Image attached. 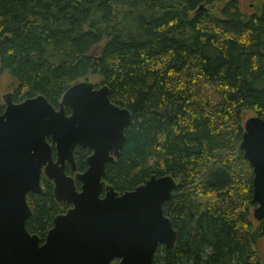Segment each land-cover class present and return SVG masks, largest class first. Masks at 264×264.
<instances>
[{
    "label": "trees",
    "instance_id": "16d2710c",
    "mask_svg": "<svg viewBox=\"0 0 264 264\" xmlns=\"http://www.w3.org/2000/svg\"><path fill=\"white\" fill-rule=\"evenodd\" d=\"M3 76L15 103L43 96L56 109L93 78L131 113L105 182L120 194L153 176L178 182L164 213L179 239L154 264H264L240 149L246 121L264 119V0H0ZM90 155L75 152L78 172ZM42 184L27 230L43 243L68 207Z\"/></svg>",
    "mask_w": 264,
    "mask_h": 264
},
{
    "label": "water",
    "instance_id": "95a60500",
    "mask_svg": "<svg viewBox=\"0 0 264 264\" xmlns=\"http://www.w3.org/2000/svg\"><path fill=\"white\" fill-rule=\"evenodd\" d=\"M13 97H3L0 115V264H154L162 246H176L179 234L164 213L178 189L172 176H153L124 194L105 182L132 122L129 111L112 103L107 86L81 82L58 109L43 96L18 104ZM78 148L91 155L87 170L73 179L66 170L77 171ZM240 149L253 170L254 219L262 222L264 119L246 121ZM43 176L54 184L56 202L69 210L55 218L42 243L27 230V199L42 194Z\"/></svg>",
    "mask_w": 264,
    "mask_h": 264
},
{
    "label": "rangeland",
    "instance_id": "374dc122",
    "mask_svg": "<svg viewBox=\"0 0 264 264\" xmlns=\"http://www.w3.org/2000/svg\"><path fill=\"white\" fill-rule=\"evenodd\" d=\"M89 82H91V83H93L95 85L97 84V80L96 79H93V78L89 79ZM10 92L13 93L12 81L8 77L3 76L0 79V103L4 104L3 97L6 94H9ZM252 116L253 115H250L248 118H250ZM263 243H264V240H263L262 244Z\"/></svg>",
    "mask_w": 264,
    "mask_h": 264
},
{
    "label": "flooded vegetation",
    "instance_id": "af4514ba",
    "mask_svg": "<svg viewBox=\"0 0 264 264\" xmlns=\"http://www.w3.org/2000/svg\"><path fill=\"white\" fill-rule=\"evenodd\" d=\"M13 95H14V93H12ZM13 100H14V97H13ZM15 102V101H14ZM22 103V102H21ZM18 104V103H17ZM4 105V104H3ZM5 106V105H4ZM78 149H81V148H78ZM77 149V150H78ZM76 150V151H77ZM83 150V149H82ZM76 161V160H75ZM76 168H77V166H76ZM80 172H78V171H76L75 173L74 172H72V170H71V168L68 166L67 167V170H66V175L68 176V177H70V178H73V179H75V177L77 176V174H79ZM43 180H46V181H48V183H50V184H52L53 185V194H54V184L51 182V181H49L45 176H43L42 177V179H41V187H42V190H43ZM76 186H77V189L80 191V188H81V184L79 183V182H76ZM43 193V192H42ZM31 195V194H30ZM32 195H34V194H32ZM55 198V197H54ZM64 205V204H63ZM68 210H69V208H68ZM67 210V211H68Z\"/></svg>",
    "mask_w": 264,
    "mask_h": 264
}]
</instances>
